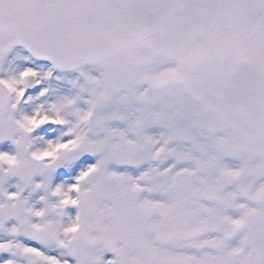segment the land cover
Listing matches in <instances>:
<instances>
[{
  "label": "snow or ice",
  "instance_id": "snow-or-ice-1",
  "mask_svg": "<svg viewBox=\"0 0 264 264\" xmlns=\"http://www.w3.org/2000/svg\"><path fill=\"white\" fill-rule=\"evenodd\" d=\"M0 264H264V0H0Z\"/></svg>",
  "mask_w": 264,
  "mask_h": 264
},
{
  "label": "rangeland",
  "instance_id": "rangeland-1",
  "mask_svg": "<svg viewBox=\"0 0 264 264\" xmlns=\"http://www.w3.org/2000/svg\"><path fill=\"white\" fill-rule=\"evenodd\" d=\"M105 255H108V253H106Z\"/></svg>",
  "mask_w": 264,
  "mask_h": 264
}]
</instances>
